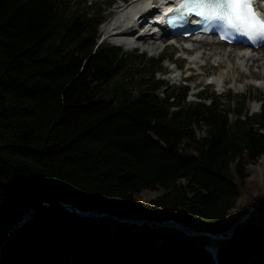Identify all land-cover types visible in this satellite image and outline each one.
Returning <instances> with one entry per match:
<instances>
[{"label":"trees","instance_id":"obj_1","mask_svg":"<svg viewBox=\"0 0 264 264\" xmlns=\"http://www.w3.org/2000/svg\"><path fill=\"white\" fill-rule=\"evenodd\" d=\"M113 5L0 0V264H264V182L247 172L264 97L252 114L247 95L166 91V55L99 41Z\"/></svg>","mask_w":264,"mask_h":264},{"label":"bare ground","instance_id":"obj_2","mask_svg":"<svg viewBox=\"0 0 264 264\" xmlns=\"http://www.w3.org/2000/svg\"><path fill=\"white\" fill-rule=\"evenodd\" d=\"M154 1L132 0L126 2L125 0L102 30L111 32L110 36L118 38L122 44L139 45L140 42L148 41L149 44L145 46V50L151 53L159 52L165 44L164 40L155 31H151L152 29L143 30L146 25V17L152 10L151 5L156 4ZM254 5L259 9L263 7L259 1H254ZM176 42H180L182 50L192 52L188 59V69L195 67V65L200 67L203 65V61L210 62L212 60L217 62L218 66H230L228 70L220 73L219 79L213 80V83H216L220 88L230 80H241L243 76H257L264 79V47L257 50L240 49L238 46L228 47L226 44L215 42L210 38L176 39ZM175 67L173 73L180 69L179 63H176ZM254 68L258 70L253 71ZM178 77L179 74L174 75V78ZM190 77H193L192 74ZM260 85L264 88L263 83ZM238 89L242 90V87ZM214 254L217 258L218 250Z\"/></svg>","mask_w":264,"mask_h":264},{"label":"rangeland","instance_id":"obj_3","mask_svg":"<svg viewBox=\"0 0 264 264\" xmlns=\"http://www.w3.org/2000/svg\"><path fill=\"white\" fill-rule=\"evenodd\" d=\"M91 1L95 3V2H99L103 0H88V3H91ZM108 1L113 2L114 5L111 6L107 10V12L105 13L106 15L105 19L99 26V34H100L99 41L111 43L117 47L122 48L124 51H127V52L137 50L138 53L144 52L148 56H152L154 58H157L161 55H166V57H169L171 61H169L168 59H165L162 64V71L166 72L167 74L162 76V73H159L157 75L158 78L166 79V82H167V87L165 89L166 91L176 89L179 86L186 84L189 87L187 99L190 102H195L198 100L196 96L197 90H203V89L208 90V91L214 90L216 91L217 94L222 96L220 101L223 104H227L231 98L235 101L237 99V96L247 95V96H250L248 100L250 113L255 114L256 112L259 111L260 103H261L260 100L258 101V100H252V99L253 98L255 99L256 97L258 98L264 97V88H262L260 85L261 83L264 84L263 78H258L257 76H243L241 80L239 81L230 80L229 82L224 83L222 88H220L216 83H213V80L219 79L220 73L228 70L230 66L229 65L218 66L217 62L212 60L210 62L203 61V65L200 67H197L195 65V67L188 69V65H189L188 59H189V55L192 52L189 51L188 53H186V51L182 50L180 47L181 45L180 42H177L175 44H170L169 46H163V48L157 53H151L145 50V46L149 44L148 41L140 42L139 45H134V46L127 45V44H120L118 38L114 36H110L111 32H108V31L106 32V31H103L102 29H103V26L107 24L108 21L116 14L118 7L122 6L125 0H108ZM126 1H129V0H126ZM131 1L132 0H130L129 2ZM176 63H179V66L182 70V74H185V75L192 74L193 77L190 80L186 81L185 83H183V80L181 81L179 77L174 78L175 74H179V76L181 74L180 69L176 70V72L173 73V68L176 66ZM256 70L258 69L256 68L253 69V71H256ZM239 87H242V90H239L238 89ZM205 102H208V100H205ZM197 132L199 134H202V131L197 130ZM247 172L249 174L248 176L249 181L256 180V181L264 182V155L259 157L255 162L250 163L247 166ZM158 194H159L158 191L144 190L140 194V198L141 200H150L154 198L155 196H157ZM237 209H235L234 212H236ZM166 224L168 225V223ZM137 225H140V223H137ZM195 233H200V232L195 231ZM206 233H210V232H206ZM201 234H205V233H201ZM210 234L217 235V236H223V233H210ZM207 236L212 238V236L210 235H207ZM217 240L219 239H215V241ZM205 248L209 251L215 250V252L216 250H218V246L216 242H214L211 245L205 246ZM211 255L213 254L211 253Z\"/></svg>","mask_w":264,"mask_h":264},{"label":"snow or ice","instance_id":"obj_4","mask_svg":"<svg viewBox=\"0 0 264 264\" xmlns=\"http://www.w3.org/2000/svg\"><path fill=\"white\" fill-rule=\"evenodd\" d=\"M195 13L205 20L225 22L252 38L264 39V19L257 14L253 0H181L177 14Z\"/></svg>","mask_w":264,"mask_h":264},{"label":"water","instance_id":"obj_5","mask_svg":"<svg viewBox=\"0 0 264 264\" xmlns=\"http://www.w3.org/2000/svg\"><path fill=\"white\" fill-rule=\"evenodd\" d=\"M58 203H59L60 205H62L64 208H67V209H69V210H71V211H74L75 213H77V214L80 215V216L91 214L90 212L80 211V210L76 209L71 203H65V202H62V201H58ZM93 213H97V212H93ZM112 218H113L115 221H121V220H122L121 217H114V216H112ZM125 219L127 220V219H129V218H125ZM144 222H145V221H144ZM144 222H142V223H144ZM172 223H174L175 227H177L178 229L182 230V231L185 232V233H195V231H192V230H190L189 228L183 227L179 222H174V221H173ZM165 225H167V224H166V223H162L160 226H165ZM200 233H205V234H207V235H210V236H212L213 239H223V238H226L225 236L212 235V234H210V233H206V232H200ZM210 252H211L213 255H215V254H214V252H215L214 250H212V251H210Z\"/></svg>","mask_w":264,"mask_h":264}]
</instances>
